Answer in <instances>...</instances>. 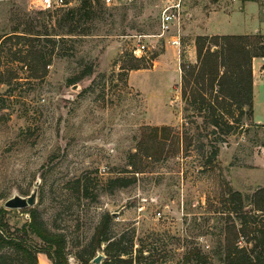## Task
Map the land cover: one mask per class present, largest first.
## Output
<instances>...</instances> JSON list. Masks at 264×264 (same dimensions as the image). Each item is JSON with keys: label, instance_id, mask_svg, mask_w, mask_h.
<instances>
[{"label": "rangeland", "instance_id": "obj_1", "mask_svg": "<svg viewBox=\"0 0 264 264\" xmlns=\"http://www.w3.org/2000/svg\"><path fill=\"white\" fill-rule=\"evenodd\" d=\"M160 8V0L126 5L95 0L91 14H77L85 34L61 38L67 27L58 17L67 7L0 0V204L37 185L33 207L48 229L65 234L69 264H80L92 252L105 257L104 243L93 250L92 241L105 211L113 217L114 232L134 225L136 235L153 244L155 263L175 264L185 229L194 234L224 221L228 187L242 192L244 209L254 213L246 224L230 213L236 242L250 247L254 228L264 227V80L257 74L258 59L255 66L252 61L257 122L241 131L207 132L200 116L184 117L180 96V64L196 60L195 36L258 33L264 30V11L255 0H184L189 14L181 21L180 45L173 46L167 41L172 31L149 35L158 31ZM138 34H145L148 47L135 55ZM131 53L140 67L123 70ZM86 65L93 66L92 73L73 87L69 78ZM152 135L164 145L160 156L142 155L149 148L141 140ZM213 143L218 153L207 162ZM129 160L143 171L126 186H110V177L131 175ZM29 207L9 208L11 226L29 219ZM194 240L210 244L207 235ZM37 257L39 264H52L45 252Z\"/></svg>", "mask_w": 264, "mask_h": 264}, {"label": "trees", "instance_id": "obj_2", "mask_svg": "<svg viewBox=\"0 0 264 264\" xmlns=\"http://www.w3.org/2000/svg\"><path fill=\"white\" fill-rule=\"evenodd\" d=\"M93 1L95 0H79L76 7L70 4L59 6L67 7V10L58 17V23L67 27L66 31L61 33V38L65 35L76 38L85 34V29L79 27L77 14L78 11H81L82 16L91 14ZM45 34L46 40H50V36H47L50 33ZM262 37L260 33L195 36L196 60L183 61L180 64V96L184 117L200 116L207 132L215 133L219 129L223 136L241 131L246 123H254L252 58L263 52V45L260 42ZM130 55L129 61L121 63L120 67L123 70L140 67L137 57L132 53ZM155 55L156 52L151 57ZM47 63L48 59L44 61V64ZM92 71L93 66L86 65L81 74L69 78V81L74 83ZM177 136H180L178 139L181 138L182 142L188 140L187 135ZM218 138L219 142L225 140L224 137ZM160 139L156 135L147 139L148 143L146 139H142L141 142L146 143L145 148H149V151L145 150L143 152L145 154L142 155L160 156L165 151ZM179 147L177 140L175 150ZM218 149V143L211 145L207 162L214 161ZM138 151H141L140 146L139 149L130 151V156L138 155ZM128 164L130 168L126 170L131 175L110 177L108 179L110 186H126L134 181L137 172L143 171L140 163L134 160H129ZM225 192L227 194L223 198V206L228 209V215L224 221L219 225H204L205 227H201L194 234L185 229L183 238L185 242L175 264H264V227L259 225L257 229L254 228L255 241L250 247L239 245L235 239L237 228L230 213H235L242 224H246L248 217L253 218L254 213L244 209L242 192L232 187H228ZM258 209L263 208L261 206ZM10 210L0 204V264H39L37 257L39 251L45 252L52 264H69L66 237L63 232L48 229L38 210L33 206L28 208L29 219L22 225L13 227L7 218ZM112 221L111 213L105 211L95 226L92 237L93 250L99 249L104 243L105 257L99 263L93 262L90 259L95 252H92L86 258L80 257V264H157L151 259L154 254L153 244L137 236L134 225H126L121 231L114 232L111 229ZM216 227L219 228L218 231L213 230ZM199 235H207L210 244L206 243L204 247L201 242L194 240L195 236ZM217 246L219 249L215 248Z\"/></svg>", "mask_w": 264, "mask_h": 264}, {"label": "built area", "instance_id": "obj_3", "mask_svg": "<svg viewBox=\"0 0 264 264\" xmlns=\"http://www.w3.org/2000/svg\"><path fill=\"white\" fill-rule=\"evenodd\" d=\"M41 5L43 8L50 9L56 8L59 6H64L71 4L73 0H40ZM106 5H126L134 2H138L140 0H102ZM161 1V8L158 15V31L155 34L149 35H156V36H163L166 35L168 32L169 37L167 41L173 46L180 45V25L183 17L185 15L188 16V12L183 10L184 8V0H160ZM230 1H237V0H230ZM259 4V6L264 11V0H255ZM258 33L262 34L261 44L263 45V52L260 55L254 56L253 58H258L257 63V74L261 76L264 80V30L258 31ZM135 35V34H134ZM145 34H138L136 39V43L134 47H132V52L135 55H140L147 49V45L143 42L142 37ZM253 66H255L253 64ZM255 72V68L253 69Z\"/></svg>", "mask_w": 264, "mask_h": 264}, {"label": "water", "instance_id": "obj_4", "mask_svg": "<svg viewBox=\"0 0 264 264\" xmlns=\"http://www.w3.org/2000/svg\"><path fill=\"white\" fill-rule=\"evenodd\" d=\"M73 87H77V84H73ZM37 195V185H34L29 194L21 195L19 193H14L5 199L3 206L6 208H22L26 206H33L36 202ZM102 258V253H97L93 258V262H100Z\"/></svg>", "mask_w": 264, "mask_h": 264}, {"label": "crops", "instance_id": "obj_5", "mask_svg": "<svg viewBox=\"0 0 264 264\" xmlns=\"http://www.w3.org/2000/svg\"><path fill=\"white\" fill-rule=\"evenodd\" d=\"M263 18H264V16H263ZM245 32H250V31H245ZM241 33H244V32H241ZM255 59H258V58H256V57L253 58V60H252L253 61V64H254ZM253 76L255 77V74ZM254 82H255V79L253 78V84H254ZM254 122H257V121L254 120Z\"/></svg>", "mask_w": 264, "mask_h": 264}]
</instances>
